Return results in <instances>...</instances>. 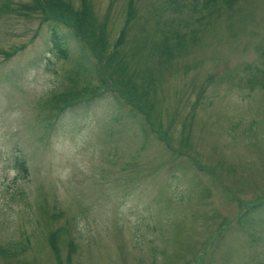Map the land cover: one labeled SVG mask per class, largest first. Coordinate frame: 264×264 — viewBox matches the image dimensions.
<instances>
[{
	"label": "rangeland",
	"instance_id": "rangeland-1",
	"mask_svg": "<svg viewBox=\"0 0 264 264\" xmlns=\"http://www.w3.org/2000/svg\"><path fill=\"white\" fill-rule=\"evenodd\" d=\"M129 1L90 0L106 73L148 91L171 148L111 94L52 109L78 61L77 88L98 87L97 60L72 41L63 59L34 0L0 16V264H57L60 228L64 264L69 240L71 264H264V206L243 214L264 200V0H134L119 44Z\"/></svg>",
	"mask_w": 264,
	"mask_h": 264
},
{
	"label": "trees",
	"instance_id": "trees-1",
	"mask_svg": "<svg viewBox=\"0 0 264 264\" xmlns=\"http://www.w3.org/2000/svg\"><path fill=\"white\" fill-rule=\"evenodd\" d=\"M205 6H216L219 3H224L229 7L235 5L239 0H204ZM134 0H130L128 4L129 16L125 22V25L118 38V43L123 44L124 32L126 27L129 26L131 19L135 17ZM23 13L39 11L42 18L41 21L45 22L52 27L50 30L52 36V44L63 59H68L67 49L70 42H76L80 45L81 50L84 52L87 49L92 56L97 60V65L92 69V73L95 79L98 81V87L90 86L88 83L82 89L77 88L78 79L81 74L89 73L87 67L84 68L82 62H76L77 71L70 81L72 87L69 91L54 96L51 101L52 109L59 113L66 107H75L86 103L93 97H98L106 94H111L119 102L123 100L129 106L138 110L140 113L148 117V124L152 132L160 136V140L164 142L167 147L171 148V137L168 133L163 131V127L156 121H151L148 108H149V93L147 90H138L132 80L126 78L124 67L122 65L117 67V71L106 73V68L114 63V52L108 50L110 48V41L106 31L105 24H98L97 17L94 15V9L90 3V0H80V7L76 9L69 1L65 0H34L33 5H23ZM17 14L12 0H2L0 3V16L7 14ZM60 28L68 31L67 36L61 35ZM59 31V33H58ZM166 46V45H165ZM13 53H7L9 57ZM86 55V54H85ZM91 56V57H92ZM88 58V56L86 55ZM62 105V106H60ZM151 109H154V105H150ZM159 125V126H158ZM187 138L181 142V146L185 145V148L190 149L191 145ZM27 170V169H26ZM264 206V200L260 199L255 201V205L250 207L249 204L244 206V215H248L253 210H258ZM251 223V220H249ZM240 224V219H239ZM67 228H60L50 233L48 242L50 248L55 255L57 264H64L61 249L60 240L67 235ZM68 256L66 263L71 264L72 256L76 252V243L74 240H69ZM0 253L4 256L10 254V251L0 249Z\"/></svg>",
	"mask_w": 264,
	"mask_h": 264
}]
</instances>
